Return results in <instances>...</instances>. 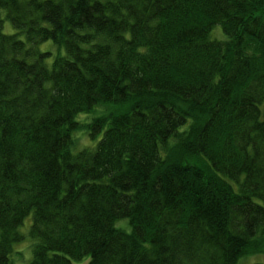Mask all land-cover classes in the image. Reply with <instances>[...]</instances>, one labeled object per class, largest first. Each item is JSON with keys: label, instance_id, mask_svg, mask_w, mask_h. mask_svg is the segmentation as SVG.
I'll list each match as a JSON object with an SVG mask.
<instances>
[{"label": "trees", "instance_id": "obj_1", "mask_svg": "<svg viewBox=\"0 0 264 264\" xmlns=\"http://www.w3.org/2000/svg\"><path fill=\"white\" fill-rule=\"evenodd\" d=\"M30 214L24 264L263 251L264 0H0V264Z\"/></svg>", "mask_w": 264, "mask_h": 264}, {"label": "rangeland", "instance_id": "obj_2", "mask_svg": "<svg viewBox=\"0 0 264 264\" xmlns=\"http://www.w3.org/2000/svg\"><path fill=\"white\" fill-rule=\"evenodd\" d=\"M217 29L222 35L221 28L219 26H216L212 30V35H214V31ZM3 31L5 33H12L13 27L8 19H4L3 23ZM216 31V34H217ZM218 32V36L220 35ZM217 37V36H215ZM219 38V37H217ZM52 42L51 41H44L38 44V49L41 51L44 50H50L52 48ZM109 106L105 105H95L91 112H81L76 115V120L80 123H86L89 122L93 117H96L98 115H101L105 113L107 110H109ZM102 131L95 137L92 138L87 134V131L83 128H79L77 130H74L72 132V144H71V151L73 153H76L84 148L93 150L96 146V143L102 136ZM32 217L31 214L26 216L23 220L22 225L19 227L20 233L23 235V239L18 242L14 243V252L10 255V259L12 260V264H24L26 261H28L31 258V245L33 243V239L29 235V229L31 226ZM124 222L126 224V220L123 219L119 221L118 223ZM122 224V223H121ZM119 224V225H121ZM118 225V224H117ZM123 227V225H121ZM262 250L261 252L256 253H250L247 255L242 256L238 263L239 264H252V263H260L264 264V240L262 244ZM73 264H85V261H73Z\"/></svg>", "mask_w": 264, "mask_h": 264}]
</instances>
